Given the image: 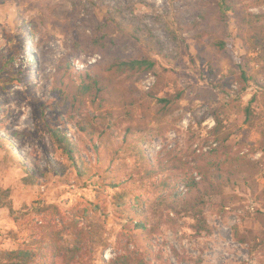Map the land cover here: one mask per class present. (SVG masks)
<instances>
[{
    "label": "rangeland",
    "instance_id": "rangeland-1",
    "mask_svg": "<svg viewBox=\"0 0 264 264\" xmlns=\"http://www.w3.org/2000/svg\"><path fill=\"white\" fill-rule=\"evenodd\" d=\"M263 145L264 0H0V264H264Z\"/></svg>",
    "mask_w": 264,
    "mask_h": 264
},
{
    "label": "trees",
    "instance_id": "trees-1",
    "mask_svg": "<svg viewBox=\"0 0 264 264\" xmlns=\"http://www.w3.org/2000/svg\"><path fill=\"white\" fill-rule=\"evenodd\" d=\"M106 40V36H102V37H97L95 38V40H93V42H95V44L97 45H102ZM220 44V43H218ZM222 46V45H221ZM28 52V48H25ZM118 71L120 72H150L153 68H154V63L150 60L144 59V60H132V61H128V62H120L117 63L116 66ZM89 81H91L89 79ZM92 89V87L89 85V83H85L82 87L81 90H83V93H88L90 90ZM183 96H182V92H178L175 95L172 96H167L161 99H157V102L163 106V109H168L169 106H173L175 105L177 102H179L180 100H182ZM252 101L250 102V105L247 106L244 109V113H245V117H246V121L245 124L252 126V119L254 117V112L253 109L251 107ZM164 111H168V110H164ZM170 111V110H169ZM59 143H63L65 148H66V152L68 155L72 154V151L70 150V148L68 147V140L65 137H60L57 138ZM263 153H264V145L262 147ZM2 204L1 202V193H0V205ZM32 254L29 251H19L18 253L9 256V259L15 260L18 264H31L32 262ZM120 264H129L126 263L125 261H121Z\"/></svg>",
    "mask_w": 264,
    "mask_h": 264
}]
</instances>
